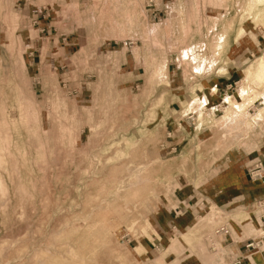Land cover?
Here are the masks:
<instances>
[{"label": "rangeland", "instance_id": "1", "mask_svg": "<svg viewBox=\"0 0 264 264\" xmlns=\"http://www.w3.org/2000/svg\"><path fill=\"white\" fill-rule=\"evenodd\" d=\"M259 155L264 0H0V264H226Z\"/></svg>", "mask_w": 264, "mask_h": 264}, {"label": "crops", "instance_id": "2", "mask_svg": "<svg viewBox=\"0 0 264 264\" xmlns=\"http://www.w3.org/2000/svg\"><path fill=\"white\" fill-rule=\"evenodd\" d=\"M210 186V191L221 194V199L216 200L217 204L221 205L218 206L220 209L224 210L226 207L228 209L232 206L233 209L228 212H233L234 214L238 212V217L246 216L241 222L248 221L254 225L252 217L256 216L257 211L254 209L253 201L257 199L264 200V188L257 182L249 181L243 169L232 167L222 170V172L211 181ZM222 203H227V205ZM233 218H237V216L235 217L234 215ZM174 224L179 227L182 226L181 223L178 225L177 221H174ZM229 232V237L221 244L224 246L223 249L227 253H243L242 246L240 244H235V242L238 241L237 238L239 234L234 237V235H231L232 232L230 230ZM249 259L251 262L259 264L264 261V254H252L249 256Z\"/></svg>", "mask_w": 264, "mask_h": 264}, {"label": "built area", "instance_id": "3", "mask_svg": "<svg viewBox=\"0 0 264 264\" xmlns=\"http://www.w3.org/2000/svg\"><path fill=\"white\" fill-rule=\"evenodd\" d=\"M245 173L249 181L257 182L261 187L264 188V156L259 155L245 165ZM264 200L257 199L253 201L254 209L257 211L256 216L252 219L256 225L257 231L259 229H264ZM218 236H222L223 239L219 241V244L225 242V239L229 237V230L226 226H220L216 232ZM235 244H240L242 246L243 253H226L225 261L226 264H256L250 261L249 256L252 253L264 254V230H260L259 235H254L253 237L242 238L235 242ZM228 254V255H227ZM259 264H264L262 261Z\"/></svg>", "mask_w": 264, "mask_h": 264}]
</instances>
